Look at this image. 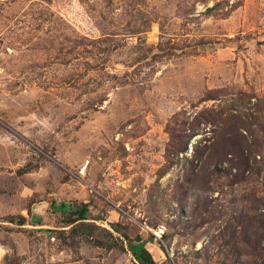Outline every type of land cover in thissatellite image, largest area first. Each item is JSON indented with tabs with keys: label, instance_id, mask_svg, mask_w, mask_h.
I'll return each instance as SVG.
<instances>
[{
	"label": "rangeland",
	"instance_id": "obj_1",
	"mask_svg": "<svg viewBox=\"0 0 264 264\" xmlns=\"http://www.w3.org/2000/svg\"><path fill=\"white\" fill-rule=\"evenodd\" d=\"M142 249L264 264V0H0V264Z\"/></svg>",
	"mask_w": 264,
	"mask_h": 264
},
{
	"label": "trees",
	"instance_id": "obj_2",
	"mask_svg": "<svg viewBox=\"0 0 264 264\" xmlns=\"http://www.w3.org/2000/svg\"><path fill=\"white\" fill-rule=\"evenodd\" d=\"M74 206L71 205L70 203H61L59 205V210L60 211H69V210H73ZM87 207L85 205H83V207L81 209H75L76 210V215H77V219L74 221H84L86 219V214H87ZM73 223V222H71ZM136 259L141 263V264H156L154 263V261L151 259L149 253L147 251H145L144 249H142L141 253L136 254Z\"/></svg>",
	"mask_w": 264,
	"mask_h": 264
},
{
	"label": "built area",
	"instance_id": "obj_3",
	"mask_svg": "<svg viewBox=\"0 0 264 264\" xmlns=\"http://www.w3.org/2000/svg\"><path fill=\"white\" fill-rule=\"evenodd\" d=\"M151 234L153 235L154 239L158 241L164 235V230L162 228L154 229L153 231H151Z\"/></svg>",
	"mask_w": 264,
	"mask_h": 264
},
{
	"label": "bare ground",
	"instance_id": "obj_4",
	"mask_svg": "<svg viewBox=\"0 0 264 264\" xmlns=\"http://www.w3.org/2000/svg\"><path fill=\"white\" fill-rule=\"evenodd\" d=\"M190 150H192V145H190Z\"/></svg>",
	"mask_w": 264,
	"mask_h": 264
},
{
	"label": "crops",
	"instance_id": "obj_5",
	"mask_svg": "<svg viewBox=\"0 0 264 264\" xmlns=\"http://www.w3.org/2000/svg\"><path fill=\"white\" fill-rule=\"evenodd\" d=\"M47 206H48V203H47ZM37 218V217H36ZM76 222H78V221H76ZM33 225V224H32ZM38 225V224H37Z\"/></svg>",
	"mask_w": 264,
	"mask_h": 264
}]
</instances>
